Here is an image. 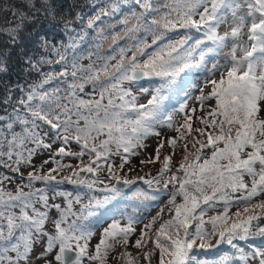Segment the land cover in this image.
<instances>
[{"label": "snow or ice", "instance_id": "6c2138e0", "mask_svg": "<svg viewBox=\"0 0 264 264\" xmlns=\"http://www.w3.org/2000/svg\"><path fill=\"white\" fill-rule=\"evenodd\" d=\"M135 2L141 11L129 10L131 17L122 14L123 18L118 21L124 26V36L135 43L132 48L119 47L120 59L116 64L110 65L109 61L115 57L109 56L99 66L91 60L88 65H82L81 57L75 53L69 58L54 49L58 59H42L38 63L61 65L60 70L43 73L38 83L26 89L17 85L20 97L11 112L0 115V167L20 173L22 166H32L27 183L18 185L15 191L4 186L11 178L0 175V264H35L41 259L44 264H53V260L55 264H84L85 258L95 264H106L109 253L117 245L127 246L135 226L141 223L140 217L125 216L124 210L115 207V202L129 199L125 188L134 185L136 179L149 188L156 186L151 200L167 193L171 205V218L160 224L155 236H148L156 222L153 217L143 226L133 245L142 249L152 240L153 248L141 253L148 264H152L157 250L158 264H210L197 258L194 247H211L214 236L219 237L217 246L227 243L233 248L238 247L235 241L264 237V226L260 223L264 218V201L253 202L254 198L264 195V109L261 107L264 103V0ZM42 6L54 15L47 0ZM30 7L36 10L34 5ZM117 11V6L111 11L101 8L88 19L87 27L93 28L102 17ZM131 18L137 23L128 28ZM23 19L21 15V23L8 32L13 42ZM222 26H226L223 33L219 31ZM177 29L185 30V34L178 39L169 38L168 34ZM147 34L152 36L150 44L143 38ZM99 38H106L103 30ZM117 39L119 33L113 36V43ZM3 71L6 64L0 61V72ZM193 72H202L207 77L202 86L188 82ZM141 79L158 81L153 88H140L142 95L149 96L146 103H138L140 97L133 94L131 87L124 86ZM87 85H91V91H85ZM209 86L210 91L205 94L204 89ZM193 87L199 88L200 94L195 97L190 91ZM12 94L13 88L9 87L5 104L12 103ZM173 100L175 105L170 104ZM210 100H214V106L203 116H196L199 126L193 128V114L198 109L190 107L189 101L198 103L199 111H204ZM178 115L182 121L175 119ZM43 128L47 131L41 134ZM164 129L176 133L167 138L173 153L178 141H185V154L178 168L172 169L173 156L166 155L156 176L135 179L121 176L120 170L129 164L131 157L140 155L137 150L146 148L144 141L151 136L157 138L155 156L149 155L140 163L160 159V149L165 143ZM193 132L198 136L192 137L194 151H189L187 137ZM73 141L79 151L69 148ZM56 142L61 146L50 159L39 167L33 165L34 155L51 149ZM85 155L89 157L87 164L78 166V170L74 168L62 179L57 178L59 172L72 165L62 164L55 157L72 156L82 161ZM111 156L120 157L117 167L110 162ZM101 161L106 164L109 182L97 176L102 170ZM49 163L57 167L43 173L44 165ZM82 172L94 178L81 177ZM20 174L23 178V173ZM245 177L249 179L246 181ZM65 181L86 188L87 202L79 195L70 199L69 194L55 193L65 196V206L50 205L47 189L35 187L36 182H41L55 191V186ZM132 195L148 198L140 189ZM177 197H181L180 203L176 202ZM37 203L40 208L36 207ZM74 205H79V209H74ZM218 206L223 211L205 219L208 211ZM233 206L237 211L230 215ZM52 209L58 213L51 220L54 234L45 230ZM103 218H110L111 223L103 229L94 252L89 253L94 224L101 223ZM121 219H126V223L121 224ZM206 225H211L210 230ZM45 237L44 250L34 257L35 247ZM249 247L250 252L239 249L241 259L247 262L251 258L264 264V247ZM54 249L58 251L53 260H48L47 255ZM119 257L125 264H140L139 256L133 257L129 251L120 253ZM219 264L226 262L221 260Z\"/></svg>", "mask_w": 264, "mask_h": 264}, {"label": "trees", "instance_id": "16d2710c", "mask_svg": "<svg viewBox=\"0 0 264 264\" xmlns=\"http://www.w3.org/2000/svg\"><path fill=\"white\" fill-rule=\"evenodd\" d=\"M160 1L162 0H155L156 3ZM43 4L44 0H0V61L6 64V71L0 72V115L11 112L13 105H15V100L20 97L21 93L19 89L16 88L17 85L26 89L28 86L38 83L42 79L43 73L52 70H60L62 67L61 65L38 63L42 59H58L54 49H59L61 52L66 53L69 58L75 53L77 56L81 57L80 63L82 65H88L91 60L95 61L97 66H99L103 63V60L107 59L109 56L115 57L109 61L110 65L116 64L120 59L119 47L131 48L129 45L122 46V34L124 35L122 29L124 26L120 25L118 21L123 18V16L131 17V12L129 10L137 13L141 11L139 6L136 5L135 0H47V5L54 15L48 14L42 6ZM30 5H34L36 10L34 11ZM114 6H117L119 11L108 17H102L100 21L96 22L93 28L90 29L87 27L88 19L97 15L101 8L111 11ZM14 12L15 15H13ZM21 15L24 16L22 21L23 26L18 32L15 42H13L8 32L12 27L21 23ZM132 20L133 18L129 20V23ZM101 30H103V35L106 38L113 37L115 34L119 33L118 41L106 45L104 42L106 38L102 40L99 38ZM184 34L185 32L183 31V35ZM169 35L170 34H168V36ZM143 38L147 43H151V34H147L143 36ZM126 41L127 38L125 37V44ZM45 43H47V47H45ZM149 51H151V49H149ZM98 56L102 59L98 60ZM127 56H131L130 51L127 52ZM125 63H127V59ZM32 65H35L36 68H33ZM37 68L39 71L36 70ZM195 74L196 72L189 74V83L193 84ZM157 83L158 81L155 79H145L144 81H138L131 85L126 83L124 86L131 87L133 94L136 95L137 91L133 89L134 86L140 87L141 85H145L144 87H146L151 85L155 87ZM51 86L52 85H47L46 87ZM9 87L13 88L12 103L5 104L3 101ZM85 91H91V85H87ZM170 104L175 105L176 101L173 100ZM16 106L18 107V105ZM19 130V127H17V131ZM46 131L47 128L41 129V134ZM48 139L49 138H46V142H48ZM31 146L32 145H28V147ZM71 147H76V151L79 150L77 145ZM72 148L70 149L73 150ZM87 157V155L84 156L85 159ZM68 169L69 168L66 170ZM20 173H23L21 169ZM20 173H13L8 168L0 167V175L11 178L10 181L4 182V186L9 191H15L18 185L27 183V174L23 173L22 178ZM65 176H67V174L57 176V178L62 179ZM16 177L22 178L21 181L19 182L16 180ZM245 179L247 181L249 178L245 177ZM35 187L47 189L50 205L53 203V197L58 196L55 195V193H67L69 194L68 198H72L73 196H77L79 192L67 186V181L55 186V191L47 188V186L41 182H36ZM24 191L27 192L29 189L24 188ZM155 202L156 201L151 199L147 200L143 207L138 209L140 212L139 214H141V212L143 213L144 210ZM36 207L40 208L41 205L37 203ZM109 207L111 208L113 205ZM115 207L121 210H129L125 200L115 202ZM167 208L168 204H166V210ZM219 208L221 207L218 206L216 209ZM74 209L78 210L79 205H74ZM209 211L212 212V210ZM106 219L107 218H103L102 220ZM260 223L261 226H264V218L261 219ZM234 243L237 244V248H233L227 243H221L218 246L215 243L211 247L194 249V254L199 260H207L210 264H219L221 260L225 261L226 264H252L251 258H249L247 262L241 259L242 254L239 249L242 248L245 252H250L252 249L249 245H251L252 248L264 247V237L256 236L247 241L238 240Z\"/></svg>", "mask_w": 264, "mask_h": 264}, {"label": "rangeland", "instance_id": "374dc122", "mask_svg": "<svg viewBox=\"0 0 264 264\" xmlns=\"http://www.w3.org/2000/svg\"><path fill=\"white\" fill-rule=\"evenodd\" d=\"M153 2L156 3L155 0H153ZM162 2H163V0L160 1L159 3H162ZM136 23H137V21L133 18V20L128 24V28H132ZM225 27L226 26H222L219 29V31L221 33H223V31L225 30ZM183 31L185 32V30H183V29H181V30L177 29L175 32H170L169 38L178 39L180 36L183 35ZM141 35H143V34H141ZM122 38H123L122 46H128L129 45L132 48L135 41H133L130 38H127V41L125 44L124 43L125 36L123 34H122ZM116 41H118V40H116ZM104 42L106 45H110V43H113V37L106 38L104 40ZM133 50H135V49L133 48ZM224 51L227 52L228 49L226 48ZM130 54L132 55L131 51H130ZM222 62H223V58L221 57V63ZM208 67H211V63H209ZM218 77H219V73H217V78ZM206 78L207 77L202 72H196V74L194 76L193 85L199 84L202 86ZM144 80L145 79L139 80V81H144ZM144 86L145 85H141L140 87L134 86V88H133L135 91H137L136 96L140 97V99L138 100V103H145L147 101V99L149 98V96L147 94L142 95L140 92L139 88L144 87ZM144 88H153V87L151 85H149V86H146ZM190 91H191V94L193 97L200 94L198 87H193L190 89ZM204 91H205V94H207V92L210 91V86L206 87L204 89ZM189 105H190V107H196L198 109V111L195 114H193V120H192L193 128H195V127L199 126L198 122L196 121V116H203L205 114V112L209 110V108L211 106H214V100H210V101L206 102V106H205L204 111H199L198 103H194L193 101H189ZM261 107H262V109H264V103H262ZM262 114H264V113H262ZM175 119L177 121H182V116L178 115L175 117ZM175 135H176V133L171 132L168 129H164L163 130V136H164L165 143H164V146L160 149V159L154 163L141 164L140 161L142 159L148 158L149 155H151L153 157L155 156V150H156V146H157V138L155 136H151L148 139H146L144 141V143L147 145V147L144 149H138L137 151L140 152V155L135 156V157H131L129 164L126 165V167L123 170H120L119 174L121 176H126L128 179H135L139 176H144L146 178H151L152 176H156L157 173L159 172V169L162 167L163 157L166 155H172L173 156L172 163H171L172 169L174 170V169L178 168L179 162L185 154L184 147H183L185 141H178L175 153H173V150L167 144V138L169 136H175ZM193 136H198V134L193 132L192 135L187 137L188 150L189 151H194V149H192L191 142H190L192 140ZM48 142H50L49 139H48ZM76 145L77 144L75 143V141H73L70 145V148H72L71 146H76ZM60 146H61V144L59 142H56V143L52 144L51 149L40 150L33 157V162H32L33 165H35L36 167H39L43 163V161L49 160L52 153H54ZM77 147L79 148L78 145H77ZM75 148L76 147L72 148L73 150H71V151H76ZM111 157H113V158H111ZM111 157L109 158L110 162L113 164L114 167H117L120 163V157L119 156H111ZM55 158L57 160H59L62 164L72 165V168H69L68 170H66L67 168L66 169L64 168L61 172L58 173L57 176H63L65 174H67V176H68L71 174V172L73 171L74 168H76L78 170V166H83L84 164H87L89 161V157H87L86 159L83 157L82 161L80 159H77L76 157H72V156H66L63 158L57 156ZM101 164H102V170L97 173V176L101 179H106L109 175L107 170H106V164L103 161H101ZM56 167H57V165L53 164V163L46 164V165H44L42 172L46 173L50 168H56ZM129 167L132 168V171L128 170ZM21 171L24 174H28L29 171H32V166H22ZM80 175H81V177H87L89 179L94 178V177H92L91 174H88V173L82 172V173H80ZM21 179L22 178L16 177V180H18L19 182L21 181ZM106 182H109V181H107V179H106ZM112 182H114V181H112ZM162 184H163V181H161V187H162ZM67 186H70L72 189L78 190L79 192L77 193V195H79L81 197L82 201L87 202L88 190L86 188L79 186L77 184L69 183V182H67ZM155 188H156L155 185L152 188H149L146 184L143 183L142 180H139V179H136V183L134 185L125 188V192L129 196V199L125 200L127 206L129 207V210L123 209L125 216L134 214V215L141 218V223H139L135 226L136 231L129 238V243L127 246H125L123 244L117 245L115 250L109 253V255L107 257L106 264H125L124 260L119 257V254L124 252V251H129L133 257L139 256L140 264H148V262L143 259V256L141 255V253L143 251H148V250L153 248L152 240H148L146 247H144L142 249H137V248L133 247V245H134L136 239L139 238L140 231L143 228V226L145 224L149 223V221H151L153 219V217H156V222L153 225V228L151 229V231L148 233V236H151V237L155 236V232L159 228L160 224L164 223V221L171 218L170 214H169V208L171 207V205L168 204L169 196L167 195V193H161L158 196V199L154 200V201H156L155 203H152V205L149 208L144 210L143 213L141 212V214H139L140 212L138 211V209L142 208L143 205L145 204V202L150 199L152 194L155 192ZM137 189H140L143 192H145L147 194L148 198H146L144 196L134 197L132 195V193H134ZM170 190H171V185H170ZM129 192H131V193H129ZM80 193H82V194H80ZM96 195H100V193L97 192ZM75 197L76 196H73L70 199H75ZM52 201H53V203L60 204L61 207L65 206V196L64 195H58L54 199H52ZM260 201H264V195H261V196L254 198L253 202L255 203V202H260ZM176 202L180 203L181 197H177ZM166 204H168L167 210H166ZM240 210L242 211V206H241ZM222 211H223L222 207L219 209L212 210V212L209 211L207 213V216L205 217V219H207V217L216 215ZM236 211H237V207L233 206L230 209V215L234 214ZM256 211L259 212V210H256ZM158 213L160 214L159 216L157 215ZM57 216H58V213L54 209H52L49 213V221L46 222V224H45V230L47 232L54 234V225L52 224L51 220H52V218L57 217ZM116 218L120 219L119 216H117ZM110 223H111V219L107 218L106 220H102L101 223L94 224L95 233L89 242V248H88L89 253L94 252L95 245H96V243L99 242V239L101 237V233H102L103 229L106 228L108 226V224H110ZM125 223H126V219H121V224H125ZM206 227L210 230L211 225H206ZM146 239H147V237H146ZM217 239H219L218 236H214L211 239V241H210L211 246L216 243ZM45 242H46V237L42 239L41 243L38 246L35 247L34 252L32 253V255L34 257L36 256V254H38L44 250V243ZM198 244H199V241H197V245ZM194 249H200V248L194 247ZM56 251H58V249H54L51 254H48L47 259L53 260V257L55 255ZM158 260H159V252L157 250L155 253V256L152 258V264H158ZM35 264H44V261L42 259L36 260ZM53 264H55L54 260H53ZM85 264H95V262H90L85 258ZM252 264H258V261L252 260Z\"/></svg>", "mask_w": 264, "mask_h": 264}, {"label": "water", "instance_id": "95a60500", "mask_svg": "<svg viewBox=\"0 0 264 264\" xmlns=\"http://www.w3.org/2000/svg\"><path fill=\"white\" fill-rule=\"evenodd\" d=\"M141 80H143V79H141Z\"/></svg>", "mask_w": 264, "mask_h": 264}]
</instances>
